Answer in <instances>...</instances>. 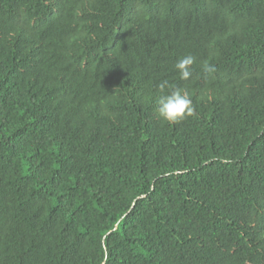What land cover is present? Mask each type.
<instances>
[{
	"label": "trees",
	"instance_id": "trees-1",
	"mask_svg": "<svg viewBox=\"0 0 264 264\" xmlns=\"http://www.w3.org/2000/svg\"><path fill=\"white\" fill-rule=\"evenodd\" d=\"M0 264H264V0H0Z\"/></svg>",
	"mask_w": 264,
	"mask_h": 264
},
{
	"label": "clouds",
	"instance_id": "clouds-1",
	"mask_svg": "<svg viewBox=\"0 0 264 264\" xmlns=\"http://www.w3.org/2000/svg\"><path fill=\"white\" fill-rule=\"evenodd\" d=\"M196 63V57L188 54L179 57L174 64L179 79L188 80L193 72V65ZM202 71L211 73L215 67L207 62L202 64ZM160 93L157 100V113L162 121L169 124H176L186 117L194 115V106L187 90L174 86L168 79H162L156 85Z\"/></svg>",
	"mask_w": 264,
	"mask_h": 264
}]
</instances>
